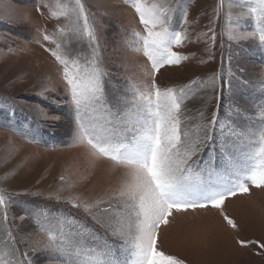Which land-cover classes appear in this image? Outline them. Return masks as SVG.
<instances>
[{"label": "snow or ice", "instance_id": "6c2138e0", "mask_svg": "<svg viewBox=\"0 0 264 264\" xmlns=\"http://www.w3.org/2000/svg\"><path fill=\"white\" fill-rule=\"evenodd\" d=\"M123 3L142 26L140 30L132 27V39L123 43L147 61L138 66L141 78L127 77L123 86L105 66L95 13L85 0H56L54 4L38 0L35 11L40 16L63 19L64 23H58L53 31L37 26L36 35L24 46L8 49L17 54L27 52L28 45L34 43L48 54L55 71V78L48 72L36 76L33 86L38 90L33 97L38 100L12 98L8 130L29 143H46L42 141L43 125L65 116L72 120L70 146L83 149L85 172L75 181L61 174V185L44 198L81 209L104 235L75 217H50L47 210L43 215L33 213L31 227L24 226L25 213L11 216L14 196L22 193L9 192L4 185L32 160L24 156L0 173V264H36L37 255L44 256L43 264H185L157 247L161 226L169 225L174 213L215 210L227 228L239 233L240 225L227 214L225 201L250 194V186L264 189V63L253 69L254 82L260 86L258 96L231 101L223 117L219 103L210 120L205 119L203 110L189 115L187 102L199 91L193 85L214 88L216 76L167 87H161L156 79L167 67H179L189 60V54L173 50L188 40L184 28L187 8L179 0L176 5L170 0ZM224 5L225 0H218L213 9L216 19ZM237 6L247 7L238 14L247 27L229 39L238 44L252 42L264 51V0H240ZM178 11L182 30L174 26ZM18 15L19 22H31L30 13ZM209 32L214 43V29ZM25 75L21 71L16 80L23 82ZM240 79L244 85L253 83L252 78ZM17 107L27 114L20 123ZM206 148L211 151L203 159ZM2 151L5 155L0 157V166H5L21 148L9 138ZM101 161L118 173L107 191L95 197L74 192L90 179V169ZM65 191L69 194L62 196ZM23 194L43 196L40 191ZM235 243L247 247L257 242L237 237ZM259 248L264 250V243ZM257 254L264 255V251Z\"/></svg>", "mask_w": 264, "mask_h": 264}, {"label": "rangeland", "instance_id": "374dc122", "mask_svg": "<svg viewBox=\"0 0 264 264\" xmlns=\"http://www.w3.org/2000/svg\"><path fill=\"white\" fill-rule=\"evenodd\" d=\"M55 3L56 0H49ZM173 5L178 0H170ZM188 11V23L184 28L188 32V40L183 47L174 48L189 54V60L182 62L179 67H167L162 74L157 75V83L161 87L185 85L199 78L207 81L210 76H216L214 88L201 84L193 85L199 88L196 95L187 102L188 114L195 116L197 110H203L205 119L210 120L212 112L220 104V115L223 117L226 107L233 100L247 96H258L260 86L256 84L253 69L264 63V51L259 50L252 42L236 43L229 39L230 35L247 27L245 21L238 17L247 7L237 6L240 0H225L224 8L218 19L213 9L218 0H179ZM38 0H0V157L9 138L21 148L5 166H0V173L13 168L24 156H31L28 165L20 169L19 174L8 180L4 187L9 192H19L14 196L16 203L12 206L11 216L16 217L25 213L28 218L24 226L31 227V217L34 212L41 215L47 210L50 217L63 215L75 217L86 226L93 228L101 236L102 229L98 228L91 218L81 209L55 199H45L49 193H54L61 185L59 176L64 174L68 181H75L85 172L82 161L83 149L70 146L73 123L65 116L55 123L43 125L42 141L46 143H29L24 137L15 135L8 130L9 117L7 113L12 105L13 97H26L38 100L33 94L38 90L33 86L36 76L41 72L50 73L55 78L54 65L51 58L38 45L29 44V51L9 52L24 46L26 40L36 35L37 26L46 27L53 31L55 26L63 24L64 20H45L35 11ZM86 6L95 13V23L101 34L102 54L105 66L118 79L121 86L125 78L139 79V65L147 63L142 55L133 53L124 45V41L132 39L131 28L138 25L133 10L123 3V0H85ZM30 13L31 22H19V13ZM47 15V10H44ZM231 13V15H229ZM181 13L175 16L174 26L181 29ZM214 29L215 42L210 39ZM127 29L128 31H123ZM243 70V71H241ZM21 71L27 75L23 82L16 80ZM252 78L253 83L241 84V79ZM219 98V100L217 99ZM32 100H29L31 103ZM18 103H22L18 102ZM67 112V109H64ZM26 113H21L17 107V123L24 121ZM35 127V125H33ZM218 135V133H217ZM211 148H206L203 159H207ZM71 165V166H69ZM67 169V170H65ZM91 177L83 185L73 191L83 193L86 197L103 195L114 182L118 173H112L109 164L101 161L90 169ZM40 191L43 196L30 194ZM69 193L65 191L62 196ZM42 206V207H41ZM227 214L239 225V233L227 228L222 218L213 210L207 213L175 214L170 218V224L161 226L157 247L167 255L185 260V264H264V251L259 244L264 243V189L250 186V194L237 195L225 201ZM20 223L19 220L16 221ZM253 240L256 244L240 247L235 238ZM111 239V237H109ZM36 264H43L44 256L34 257Z\"/></svg>", "mask_w": 264, "mask_h": 264}]
</instances>
